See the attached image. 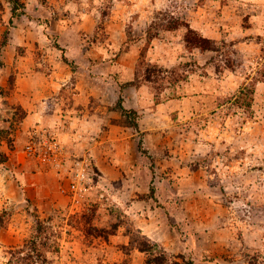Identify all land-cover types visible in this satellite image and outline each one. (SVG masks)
<instances>
[{"label": "rangeland", "instance_id": "rangeland-1", "mask_svg": "<svg viewBox=\"0 0 264 264\" xmlns=\"http://www.w3.org/2000/svg\"><path fill=\"white\" fill-rule=\"evenodd\" d=\"M19 2L0 0V264H264V0ZM65 74L109 93L114 160L26 123Z\"/></svg>", "mask_w": 264, "mask_h": 264}, {"label": "crops", "instance_id": "crops-1", "mask_svg": "<svg viewBox=\"0 0 264 264\" xmlns=\"http://www.w3.org/2000/svg\"><path fill=\"white\" fill-rule=\"evenodd\" d=\"M93 80L95 77L91 75H77L72 80V76L65 74L58 84L55 107L49 109L52 115L44 116L43 112L38 115L30 113L26 123L32 124L35 121L50 123L55 126L52 129L58 138L69 148L84 147L85 156L90 155L96 163H99L102 160L108 161L115 158L106 151L111 140H116L122 145L126 137L121 134L112 137L109 134L113 127L117 126L112 124L109 108L99 106L96 100L105 103L110 95L105 89L92 88ZM69 83L72 85L71 88L68 87ZM103 148L105 151L101 154Z\"/></svg>", "mask_w": 264, "mask_h": 264}, {"label": "built area", "instance_id": "built-area-1", "mask_svg": "<svg viewBox=\"0 0 264 264\" xmlns=\"http://www.w3.org/2000/svg\"><path fill=\"white\" fill-rule=\"evenodd\" d=\"M49 136H50L49 133H45L42 139V146H44L45 157L54 160L58 166H63V162L65 159V155H64L65 148L59 142L50 141ZM32 151L33 148L30 147L29 154H31ZM85 165L87 166V164H85V161H77L76 163L77 178L80 179L82 177V174L86 171Z\"/></svg>", "mask_w": 264, "mask_h": 264}, {"label": "trees", "instance_id": "trees-1", "mask_svg": "<svg viewBox=\"0 0 264 264\" xmlns=\"http://www.w3.org/2000/svg\"><path fill=\"white\" fill-rule=\"evenodd\" d=\"M10 3L12 4V14H13V17H18L20 15H23L25 14L24 13V5L21 4L19 2V0H10ZM204 42H208V41H204ZM125 111V109H123ZM37 221V224H38V228L41 229V222L39 221V219L36 220ZM6 224H7V213L6 212H3L2 214H0V233L5 229L6 227ZM34 251H36V248L34 249ZM37 252V255L35 256L36 257V261L34 262H30V263H25L26 259L25 258H18V263H22V264H36L38 263L37 259L41 258V254ZM7 254L10 256L9 259H8V264H12V259L14 258V254L12 252V249L10 251H7ZM28 258H30V260L34 257H32V255H30ZM27 258V259H28Z\"/></svg>", "mask_w": 264, "mask_h": 264}]
</instances>
